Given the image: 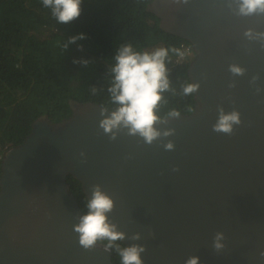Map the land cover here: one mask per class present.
<instances>
[{"label": "water", "instance_id": "1", "mask_svg": "<svg viewBox=\"0 0 264 264\" xmlns=\"http://www.w3.org/2000/svg\"><path fill=\"white\" fill-rule=\"evenodd\" d=\"M187 41L190 114L131 118L69 101L2 153L0 264H114L83 230L68 178L126 264H264V0H151Z\"/></svg>", "mask_w": 264, "mask_h": 264}, {"label": "trees", "instance_id": "2", "mask_svg": "<svg viewBox=\"0 0 264 264\" xmlns=\"http://www.w3.org/2000/svg\"><path fill=\"white\" fill-rule=\"evenodd\" d=\"M150 1L0 0V148L20 144L40 115L70 116V100L151 121L190 114L191 45L159 30ZM181 45L192 56L180 62ZM68 183L83 230L126 264V249L94 217L79 183Z\"/></svg>", "mask_w": 264, "mask_h": 264}, {"label": "built area", "instance_id": "3", "mask_svg": "<svg viewBox=\"0 0 264 264\" xmlns=\"http://www.w3.org/2000/svg\"><path fill=\"white\" fill-rule=\"evenodd\" d=\"M181 50H180V53L178 55V61H183L185 58H190L192 56V51L191 49H189V47H186V46H183L181 45ZM5 150L1 149L0 148V165H1V157H2V153L4 152Z\"/></svg>", "mask_w": 264, "mask_h": 264}]
</instances>
